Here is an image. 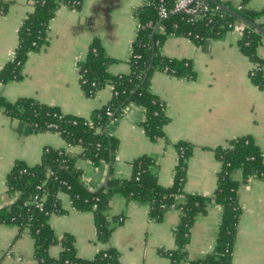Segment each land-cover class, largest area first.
Masks as SVG:
<instances>
[{
    "label": "crops",
    "instance_id": "1",
    "mask_svg": "<svg viewBox=\"0 0 264 264\" xmlns=\"http://www.w3.org/2000/svg\"><path fill=\"white\" fill-rule=\"evenodd\" d=\"M231 1L234 6L240 3ZM2 2L6 9L0 12V70L13 57L18 28L32 9V0ZM142 3L143 0H82L79 9L59 5L49 20L46 43L27 54L19 80L0 81V96L9 101L32 97L57 107L63 114L89 117L109 101L113 91L107 83L93 96L85 95L79 82V63L96 38L105 55L112 59L107 71L111 75L128 73L138 29L135 12ZM246 6L264 10V0H248ZM257 22L264 25V14ZM240 32L233 28L198 45L182 35L166 37L159 47L160 53L190 60L194 77L153 72L149 87L163 102L168 117L164 136L150 140L141 125L144 109L134 103L124 106L107 126V132L118 140L113 162L93 164L88 159H76L75 165L88 189H98L109 177L120 181L128 178L131 162L141 155L153 159L151 171L159 184L170 186L178 159L175 145L182 141L192 147L183 190L210 195L216 188L220 168L215 148L227 147L230 140L246 135L264 154V90L250 79V71L256 65L238 47ZM256 53L264 75V38ZM44 147L62 148L73 154L80 151L77 145L67 146L58 132L34 130L0 109V208L11 205L19 194L6 184V175L14 162L38 163ZM233 177L241 180L240 171H235ZM58 199L64 212L52 213L48 223L57 239L63 234L72 236L77 257L92 259L100 250L112 246L118 251L120 264H172L165 252L175 247L172 233L179 223L175 207L155 221L149 217L147 202L113 193L106 212L111 236L109 242H101L96 237L93 213L74 209L64 192L58 193ZM237 201L241 212L231 264H264V179L249 177L243 181L237 190ZM221 208L211 203L205 213L196 216L186 246L189 260L212 251ZM60 250L61 245L56 242L47 253L57 257ZM37 262L34 240L28 231L17 225L0 224V264Z\"/></svg>",
    "mask_w": 264,
    "mask_h": 264
},
{
    "label": "trees",
    "instance_id": "2",
    "mask_svg": "<svg viewBox=\"0 0 264 264\" xmlns=\"http://www.w3.org/2000/svg\"><path fill=\"white\" fill-rule=\"evenodd\" d=\"M215 1H221L256 23L257 18L264 14V10L249 9L246 6L248 0H240V8L234 6L231 0ZM164 2L166 8H173L174 0ZM81 3L82 0H32V9L18 28L13 57L0 70V81L5 83L22 77L27 54L39 50L46 43L49 20L59 5L79 9ZM159 3L160 0H143L142 5L136 9L138 29L132 42L128 73L111 75L107 66L112 59L105 55L98 39L91 42L85 59L79 63L81 88L85 95L93 96L98 89L109 83L113 93L109 101L95 109L89 117L63 114L57 107L32 97H19L9 101L0 96V109L8 116L22 120L34 130L56 131L67 143L80 147L77 154L62 148L44 147L38 163L27 165L17 160L6 175L8 189L19 194L11 205L0 208V224L17 225L28 231L34 240L37 264H120L118 251L112 246L100 250L92 259H82L75 254L71 235L63 234L57 239L48 219L52 213L64 212L58 199L60 192L68 195L74 209L93 213L96 237L101 242H109L112 227L106 219V212L111 195L119 193L126 199L147 202L149 217L155 221L161 220L172 207L179 211V223L172 233L175 247L165 252L172 264L232 262V247L241 212L237 190L249 177L264 179V154L250 136L237 137L230 140L227 147L214 149L220 168L216 188L210 195L187 193L183 190L187 160L192 147L182 141L175 145L178 159L170 186L159 184L151 171L153 159L147 155H141L131 162L128 178L120 181L109 177L106 186L96 190H90L84 185L81 170L75 165L77 158L88 159L93 164L113 162L118 140L105 132V128L129 103L144 109L145 117L141 125L148 138L155 141L163 137L168 117L163 102L150 90V78L154 71L166 68L165 73L190 79L194 77V70L190 60L162 55L160 45L167 36L173 34L185 36L198 45L206 39L223 36L237 20L219 8L211 10L215 7L213 3H208L210 9L199 19L192 20L185 13H169L166 18H160L157 13ZM5 9V3L0 0V11L3 13ZM259 25L264 27L263 24ZM156 26L158 28L153 33L152 43L151 34ZM263 38L260 32L245 26L238 40V47L256 65L250 71L251 81L264 90L262 61L256 53ZM150 63L151 67L148 69ZM235 171H240L241 180L233 177ZM42 194L45 197L41 207H38L33 198ZM211 203L222 207L214 247L204 256L189 260L186 246L190 227L196 216L205 213ZM56 242L60 243L61 250L57 257H50L47 250Z\"/></svg>",
    "mask_w": 264,
    "mask_h": 264
},
{
    "label": "built area",
    "instance_id": "3",
    "mask_svg": "<svg viewBox=\"0 0 264 264\" xmlns=\"http://www.w3.org/2000/svg\"><path fill=\"white\" fill-rule=\"evenodd\" d=\"M237 8L242 7L241 5H236ZM173 8H166L164 0H160V3L157 6V13L160 18H166L169 13H185L190 16L192 20L194 19H199L204 12L209 10L208 4H205L203 0H174V4L172 6ZM217 6L215 5L214 8H211V10H217ZM2 13V11H0ZM245 25L238 20H236L232 24V29L233 28H239L240 29V35L243 32ZM163 72H166L163 70ZM251 73V72H250ZM79 78H80V73H79ZM83 81V80H82ZM113 93V92H112ZM109 113V111H107ZM67 143V142H66ZM67 146H71L69 143H67ZM48 174H51V172H48ZM45 197V194H42L41 196L35 195L33 200L36 204V206L41 207L42 201Z\"/></svg>",
    "mask_w": 264,
    "mask_h": 264
},
{
    "label": "water",
    "instance_id": "4",
    "mask_svg": "<svg viewBox=\"0 0 264 264\" xmlns=\"http://www.w3.org/2000/svg\"><path fill=\"white\" fill-rule=\"evenodd\" d=\"M203 2L205 4L208 3H213L215 4L219 9L227 12L228 14H230L232 17H234L235 19H237L239 22L243 23L245 26L254 29L255 31L260 32L263 36H264V27L260 26L258 23L251 21L249 19H247L246 17H244L243 15H241L239 12H237L236 10L230 8L229 6L224 5L223 3H220L215 0H203ZM158 28V26H156L151 34V41L153 43V33L156 31V29ZM151 67V63L148 67V69H150ZM112 119V116L109 118V121ZM105 132H107V127L105 128ZM103 186H106V181L103 183Z\"/></svg>",
    "mask_w": 264,
    "mask_h": 264
}]
</instances>
